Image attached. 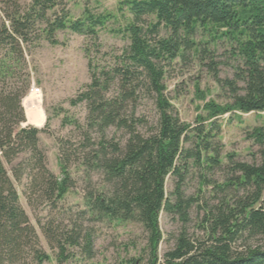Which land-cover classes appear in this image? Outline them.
<instances>
[{"label":"trees","instance_id":"trees-1","mask_svg":"<svg viewBox=\"0 0 264 264\" xmlns=\"http://www.w3.org/2000/svg\"><path fill=\"white\" fill-rule=\"evenodd\" d=\"M20 1H0V264H44L50 258L16 186L26 180L29 205L34 198L57 209L72 187L69 147L58 145L56 178L39 146L43 130L21 127V100L30 85L23 73L25 54L41 41L57 46L59 32L95 41L111 16L90 11L91 0H82L76 19L65 0ZM116 1L128 15L121 32L129 44L106 63L97 61V47L85 49L89 82L69 102L86 110L83 128L72 123L81 134L77 162L85 172L99 173L106 188L85 191L78 225L41 226L48 245L59 262L72 249L90 259L92 237L84 222L130 223L146 235L149 264H264V247L248 245L264 240V124L247 135L259 148V162L248 164L234 154L222 155L219 119L234 117V112H264V0ZM218 46L239 61L233 79H220L213 71ZM190 58L209 61L214 82L229 100L223 106L205 104L206 119L194 126L173 114L164 83L168 66ZM109 130L121 132L122 138L109 137ZM191 170L198 173V190L186 196L183 188ZM215 170L225 173L220 184L208 177ZM167 180L173 185L169 195ZM192 208L202 212L203 238L190 241L182 230L159 259V215L175 216L185 225Z\"/></svg>","mask_w":264,"mask_h":264},{"label":"rangeland","instance_id":"rangeland-1","mask_svg":"<svg viewBox=\"0 0 264 264\" xmlns=\"http://www.w3.org/2000/svg\"><path fill=\"white\" fill-rule=\"evenodd\" d=\"M1 1V0H0ZM26 4L27 0H21ZM82 0H65L66 8L73 18H78L82 12ZM89 10L96 14H108L111 18L105 26L98 31L97 40L92 41L85 37L67 32L57 33V46H50L41 41L38 46L25 54V71L29 79V89L21 100V108L25 122L21 127H32L43 130L38 136L39 146L45 154L48 171L56 178L60 176L59 144H67L68 156L67 172L72 187L64 199L57 204V209H49L45 202L35 201L32 198L28 204L24 195L26 180L16 186L20 196V204L25 211L30 224L35 228L39 243L50 260L44 264H126L130 260L135 264H149V253L146 249V235L136 224H108L84 222L83 227L92 237L91 258H85L78 249L68 251V258L58 261L57 251L48 245L40 227L52 226L54 228L69 229L73 223L78 225L77 211L82 208V199L85 191H100L106 186L99 173L85 172L77 162L81 151L80 128L84 127L86 110L83 104L70 106V100L75 99L80 89L88 84L87 60L84 50L97 47L100 52L95 55L97 61L106 63L119 56L121 51L129 44L127 36L121 32L128 18L125 8L119 11L116 0H102L94 4L91 0ZM0 15V25L2 24ZM214 70L220 79H233L235 67L239 61L229 55L228 50L218 46L213 60ZM209 61L198 63L194 59L183 62L175 61L166 68L164 83L166 96L172 106V112L185 125L194 126L199 119H206L207 111L204 106L214 103L218 106L228 104V96L219 90L213 78V71L208 68ZM21 73V72H20ZM22 75V74H21ZM34 87L39 92L30 94ZM33 100L35 108L41 111L44 122L40 128L30 124L25 116L23 101ZM147 115L154 119L151 106L146 107ZM234 117L225 115L220 119V144L222 155L234 154L237 161L252 164L259 162L258 147L247 135L253 128L264 124V112L240 114L234 112ZM109 137L122 138L121 132L109 130ZM17 162H14V164ZM13 164V165H14ZM8 173L10 166H6ZM223 171V169L221 170ZM225 173L215 170L211 179L220 184ZM198 173L191 170L183 188L186 196L194 195L198 190ZM173 190L170 180L165 183L166 195ZM204 198H207L205 195ZM203 198V200H204ZM202 212L192 208L188 211V220L183 225L177 217L161 213L158 225L162 235V242L158 247V257L171 250L175 238L183 230L190 241L201 240L203 232L200 228ZM250 246L264 247V240L257 243H248ZM241 250V249H240Z\"/></svg>","mask_w":264,"mask_h":264},{"label":"bare ground","instance_id":"bare-ground-1","mask_svg":"<svg viewBox=\"0 0 264 264\" xmlns=\"http://www.w3.org/2000/svg\"><path fill=\"white\" fill-rule=\"evenodd\" d=\"M33 100L24 99L23 107H25V116L27 121L36 128H40L44 122V117L41 111H38L34 106Z\"/></svg>","mask_w":264,"mask_h":264},{"label":"built area","instance_id":"built-area-1","mask_svg":"<svg viewBox=\"0 0 264 264\" xmlns=\"http://www.w3.org/2000/svg\"><path fill=\"white\" fill-rule=\"evenodd\" d=\"M39 91L37 90V89H35L34 87H32L31 88V90H30V94L31 95H35V94H37Z\"/></svg>","mask_w":264,"mask_h":264}]
</instances>
